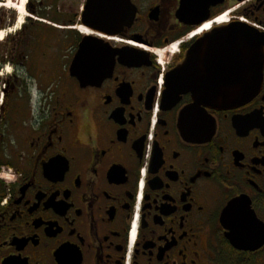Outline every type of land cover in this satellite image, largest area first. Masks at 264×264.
<instances>
[{
  "label": "flooded vegetation",
  "instance_id": "obj_1",
  "mask_svg": "<svg viewBox=\"0 0 264 264\" xmlns=\"http://www.w3.org/2000/svg\"><path fill=\"white\" fill-rule=\"evenodd\" d=\"M87 2L29 0L1 32L0 264H264V45L250 69L225 48L233 25L264 43V0H113L96 28ZM249 71L243 104L192 108Z\"/></svg>",
  "mask_w": 264,
  "mask_h": 264
},
{
  "label": "water",
  "instance_id": "obj_2",
  "mask_svg": "<svg viewBox=\"0 0 264 264\" xmlns=\"http://www.w3.org/2000/svg\"><path fill=\"white\" fill-rule=\"evenodd\" d=\"M123 2L124 0H117V2ZM129 1V0H126ZM113 0H88L85 12L82 16L83 24L89 25L93 28L102 27L103 25L112 23L114 9L112 6ZM264 43L255 33V31L245 25L236 26L226 30L225 48L228 54L231 53L232 64L235 62H247L248 68L256 65L259 59L262 58V49ZM96 47L89 42V38H83L79 44L78 52L71 64L70 73L83 83H95L98 82V78L95 76L99 74L101 64L93 63L91 59V53H95ZM190 55V60L192 59ZM106 64L104 68H106ZM109 66V65H108ZM108 68H112L108 67ZM88 70L92 77H83ZM88 73V74H89ZM176 74V73H175ZM175 75L171 78L174 80ZM256 78L252 77L250 71L247 79L242 80L244 85L243 89L246 92L241 94V90L236 89V79H230L229 77L211 80V86L206 90L207 95L194 97L195 103L192 108H196L200 105H205L215 109H226L243 104L251 98L253 94V84Z\"/></svg>",
  "mask_w": 264,
  "mask_h": 264
},
{
  "label": "rangeland",
  "instance_id": "obj_3",
  "mask_svg": "<svg viewBox=\"0 0 264 264\" xmlns=\"http://www.w3.org/2000/svg\"><path fill=\"white\" fill-rule=\"evenodd\" d=\"M20 2H21V0H10L11 4H9V7H11V5L15 6V5L19 4ZM35 2H37V1H35ZM4 4L5 3L0 2V6H2ZM61 4H62V2H60L59 5H61ZM63 4H65V3L63 2ZM23 14H24V12L21 11L19 13V15H20L19 18H21V16H22L23 17V21L25 23L27 18H28V16H30V15H29L27 10H26L25 14L24 15ZM17 18H18V14L16 13V11L10 10L9 8H6V7L5 8L0 7V32H6V31H9V30L11 31V30L15 29V27L17 26V23H16ZM11 35H13V33ZM1 43L2 42H0V44ZM9 69L10 68H8L7 70L9 71ZM1 73H2V76L4 77L5 76V72L3 71ZM1 77H0V79H1ZM3 90H4V86L0 84V106H1V103L3 102V100H4V97H3V94H2ZM1 177L3 178V182H10L11 179H12V177L10 175H7L5 173Z\"/></svg>",
  "mask_w": 264,
  "mask_h": 264
},
{
  "label": "bare ground",
  "instance_id": "obj_4",
  "mask_svg": "<svg viewBox=\"0 0 264 264\" xmlns=\"http://www.w3.org/2000/svg\"><path fill=\"white\" fill-rule=\"evenodd\" d=\"M22 2V3H21ZM21 2L17 5H11V7H9L10 0H8L7 4L4 6V8H9L10 10H14L16 11V13L18 14V17L20 16L19 13L22 11L24 12L25 6L27 4V0H21ZM8 5V6H7ZM24 15V14H23ZM23 22V21H22ZM4 33H0V41L3 39ZM9 71L6 70V73H8Z\"/></svg>",
  "mask_w": 264,
  "mask_h": 264
},
{
  "label": "snow or ice",
  "instance_id": "obj_5",
  "mask_svg": "<svg viewBox=\"0 0 264 264\" xmlns=\"http://www.w3.org/2000/svg\"><path fill=\"white\" fill-rule=\"evenodd\" d=\"M9 71H11V70L9 69Z\"/></svg>",
  "mask_w": 264,
  "mask_h": 264
}]
</instances>
